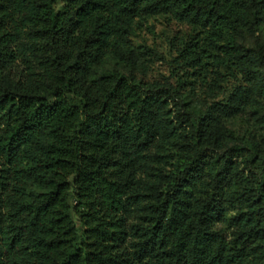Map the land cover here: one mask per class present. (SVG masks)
Returning a JSON list of instances; mask_svg holds the SVG:
<instances>
[{"label":"trees","instance_id":"obj_1","mask_svg":"<svg viewBox=\"0 0 264 264\" xmlns=\"http://www.w3.org/2000/svg\"><path fill=\"white\" fill-rule=\"evenodd\" d=\"M160 15L206 34L181 59L192 67L203 59L233 63L264 96V55L245 46L260 41L264 0H0V64L26 32L48 50L38 79L17 91L0 88L8 125L0 139V192L8 198L0 196V210L10 211L8 220L0 212V264H264V151L246 149L255 171L241 183L238 150L205 159L216 115L234 107L214 104L197 116L175 89L94 72L109 56L130 61L135 22ZM182 133L194 143V162L215 173L212 194L194 205L190 191L169 190L144 225L129 227L131 200L140 198L134 163ZM32 186L44 193L26 201ZM228 206L237 213L230 217ZM222 223L241 234L230 240Z\"/></svg>","mask_w":264,"mask_h":264},{"label":"rangeland","instance_id":"obj_2","mask_svg":"<svg viewBox=\"0 0 264 264\" xmlns=\"http://www.w3.org/2000/svg\"><path fill=\"white\" fill-rule=\"evenodd\" d=\"M60 6L61 3L58 8ZM205 36L201 29L177 22L169 15L146 17L135 22L129 35V49L133 58L123 64L117 57L109 56L104 63L95 67L94 72L96 75L120 72L141 85L175 89L177 100L182 101L197 116L207 115L214 104L234 107L235 111L231 110L227 115H216L214 140L206 149L205 159L212 163L217 153L238 150L234 152L233 158L236 168L234 181L241 183L243 177L249 178L251 171H255L246 162V149L264 151V96L259 95L252 82L243 78L233 63L220 66L212 60L203 59L201 66L192 67L180 58V52L187 45L199 43L202 46ZM259 37L258 44L255 39L249 38L245 46L250 51H261L264 55V29ZM7 51L5 62L0 64V88L17 91L38 79L40 63L48 52L43 44L26 32L19 36L16 43L7 46ZM259 68L264 73V64L261 63ZM7 130L8 125L0 119V139ZM195 156L194 143L182 133L165 143H155L140 163H134L136 184L133 186L137 187L140 198L131 200L134 206L129 227L144 225L147 217L153 215V207L169 190L175 188L190 191L194 196V205L205 202L212 194L215 173L203 164L194 162ZM5 163L0 154V175ZM214 165L219 167L216 163ZM11 181L12 177L9 176L8 182ZM41 193H44L41 188L32 186L25 200L30 201ZM0 196L3 200L8 198L2 192ZM237 211L238 208L231 210L229 216L235 215ZM0 212L5 219H9V210ZM217 228L224 231L230 240L241 234L239 229L228 223L218 224ZM80 232L83 233L84 229ZM135 242L136 238L132 236L126 247L128 253L132 252L130 248Z\"/></svg>","mask_w":264,"mask_h":264}]
</instances>
